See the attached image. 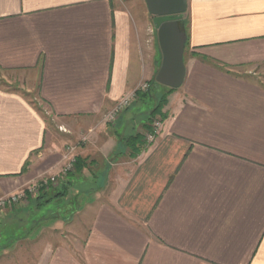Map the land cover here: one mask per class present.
<instances>
[{
	"label": "crops",
	"instance_id": "1",
	"mask_svg": "<svg viewBox=\"0 0 264 264\" xmlns=\"http://www.w3.org/2000/svg\"><path fill=\"white\" fill-rule=\"evenodd\" d=\"M183 17V82L130 157L131 114L104 115L149 94L156 39L112 0H0V198L87 163L0 210V264H264V0H187ZM59 192L47 228L6 237Z\"/></svg>",
	"mask_w": 264,
	"mask_h": 264
},
{
	"label": "rangeland",
	"instance_id": "2",
	"mask_svg": "<svg viewBox=\"0 0 264 264\" xmlns=\"http://www.w3.org/2000/svg\"><path fill=\"white\" fill-rule=\"evenodd\" d=\"M112 4H113L114 9L123 10L127 12L128 15L134 17L133 18L134 24L138 26V29H139L138 32H139L140 38L143 37L144 39L145 38L148 39L149 44L153 40L152 37H154L157 41V34H156L157 32L155 28V22H154L153 17H151L149 13L147 14L146 5H145L144 0H112ZM183 20H184V17L182 15L179 21V25L182 29H183ZM185 46H186V43H185ZM183 57H184V53H183ZM159 64L160 63H158V65ZM143 84H146L147 87H149V94L142 96V97H138V98L134 96L133 101L130 103V105L124 109V110H127L131 114V119H132L131 127L133 128V130H135L133 135H140V133L137 132V130L143 132L144 130L147 129L146 127L152 122L156 120L161 121L159 119L161 117L160 111L163 110L165 104L168 102L169 95L173 92L174 89H176V88L174 89L168 88L166 86H163L157 83L155 81V77L152 80H150L149 83H142L141 85ZM141 85H140V88H141ZM169 89H173V90H169ZM117 119L115 120V122L117 121ZM115 122L109 123V124H115ZM72 169H73V166H72ZM58 178L54 182V184L50 186V188L53 189L54 186H56V184L58 185L60 183L61 180L58 181ZM41 191L43 192L44 190H41ZM25 202H26V205H28L30 203V198H28L27 201ZM61 204L62 202L51 203V201H49L47 203H43L42 205H40L39 206L40 208L38 207L39 209L38 208L35 210L30 209L28 211V215L24 216L21 222L15 221L13 224H10L7 227V231L5 234L6 237L11 236L15 238L19 236H24L25 233L30 232L31 230H32L31 231L32 233L33 232L36 233V231L38 232L41 228L42 229L47 228V226H49L52 223V220H54L53 217H55L56 214L62 213L63 205ZM34 222L37 225V228L32 229L33 227L32 224Z\"/></svg>",
	"mask_w": 264,
	"mask_h": 264
},
{
	"label": "water",
	"instance_id": "3",
	"mask_svg": "<svg viewBox=\"0 0 264 264\" xmlns=\"http://www.w3.org/2000/svg\"><path fill=\"white\" fill-rule=\"evenodd\" d=\"M146 9L155 22L161 62L155 81L168 88L179 87L184 79L183 53L186 32L179 21L187 8V0H144Z\"/></svg>",
	"mask_w": 264,
	"mask_h": 264
},
{
	"label": "built area",
	"instance_id": "4",
	"mask_svg": "<svg viewBox=\"0 0 264 264\" xmlns=\"http://www.w3.org/2000/svg\"><path fill=\"white\" fill-rule=\"evenodd\" d=\"M142 89L147 90V85L143 84L141 85ZM134 93L132 94H125L122 97H120L114 107L105 115L104 121L106 123H114L115 120L118 118L119 114L127 108L130 103L133 101ZM162 126L161 121L156 120L152 123V132L146 133L145 139L149 143L151 142L154 137L159 132L160 128ZM74 158L67 163L59 173L55 175H47L45 177H42L40 181L36 183L29 184L25 189H22L16 193L7 195L5 197L0 198V210H3L7 207H11L16 203H19L21 201H27L30 195H36L41 190L47 191L51 185L54 184V182L57 180L59 176L66 175L73 166Z\"/></svg>",
	"mask_w": 264,
	"mask_h": 264
},
{
	"label": "trees",
	"instance_id": "5",
	"mask_svg": "<svg viewBox=\"0 0 264 264\" xmlns=\"http://www.w3.org/2000/svg\"><path fill=\"white\" fill-rule=\"evenodd\" d=\"M158 69V68H157ZM169 90H173V89H169ZM146 95V94H145ZM157 111V110H156ZM160 115L161 117L159 118L161 121L165 119L166 114L162 111H160ZM153 123V122H152ZM152 123L149 124L146 128L147 133L152 132ZM120 142L122 144V146H124V148H128L129 149V156L130 157H135L137 156L140 151L145 148V146L148 144V142L146 141L145 137L143 135H129L126 136L124 138L120 139ZM87 165L86 161L81 159L80 157H75L74 162H73V170L74 172H79L81 171L85 166ZM42 192V191H41ZM49 193L47 191H43L41 193V195L38 197V199H42L45 196H49ZM59 195H64V192H59L56 193L53 196H50L48 198L44 199V202H48L50 200H52L54 197H57ZM41 204V203H40ZM74 210V208H73ZM72 211V210H71Z\"/></svg>",
	"mask_w": 264,
	"mask_h": 264
}]
</instances>
